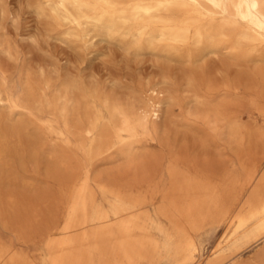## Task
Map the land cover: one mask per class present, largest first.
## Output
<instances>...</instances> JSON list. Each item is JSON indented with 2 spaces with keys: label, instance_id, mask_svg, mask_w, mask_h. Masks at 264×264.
Instances as JSON below:
<instances>
[{
  "label": "rangeland",
  "instance_id": "1",
  "mask_svg": "<svg viewBox=\"0 0 264 264\" xmlns=\"http://www.w3.org/2000/svg\"><path fill=\"white\" fill-rule=\"evenodd\" d=\"M54 15L46 0H0V258L5 264H51L60 251L65 264H117L122 252L111 249L112 239H99L96 250V233L110 225L96 216L130 219L125 202L140 208L145 236L162 243L165 236L152 222L162 223L172 240L165 253L139 247L132 264H205L220 253L264 264V239L257 240L264 213L231 227L225 217L190 224L173 208L162 213L167 204L179 208L191 200L171 178L174 168L213 181L229 210L245 188L243 201H249L254 184L247 183L246 168L264 156V50L240 52L227 36L215 47L206 41L174 42L159 37L156 24L152 39L142 38L137 25L121 22L108 33ZM113 104L139 113L157 105L159 114L151 118V129L128 144L113 143L107 127L108 144L96 154V136L86 129L96 111L107 117ZM211 107L226 114L219 111L218 125L210 122ZM236 118L243 134L237 143L229 132ZM80 193L85 203L74 212ZM190 236L196 252L184 239ZM65 237L72 242L57 248Z\"/></svg>",
  "mask_w": 264,
  "mask_h": 264
},
{
  "label": "bare ground",
  "instance_id": "2",
  "mask_svg": "<svg viewBox=\"0 0 264 264\" xmlns=\"http://www.w3.org/2000/svg\"><path fill=\"white\" fill-rule=\"evenodd\" d=\"M46 3H48L52 7L55 14V19H63L69 23L77 25L78 27L83 24H93L95 27L97 26L109 33L111 31L118 30V27L116 25L118 22H121L123 24H129L131 26L137 25L138 29H140V34L143 35L142 38L145 37L146 39H152L153 37H155L153 31L156 28L154 24H156L158 36L164 39L172 40L174 42L191 43L192 41L195 44H199L206 41L211 47H215L218 44V39L220 36H227L228 39H231L233 44L232 46L239 51L240 49L243 50V47H246L245 49L248 51L249 49L251 51V49L258 50L260 48L261 51L264 50V0H129L128 4L123 6L119 4L118 0H46ZM219 15L221 17L217 19ZM196 16L199 17L198 20L196 19ZM203 18L208 19L209 25H205L204 27H202L199 24V20ZM131 33V28L125 31V34ZM221 97L225 98L224 96ZM218 101L220 100L218 99ZM218 101L215 102L217 106V103H219ZM198 102H200L202 105L205 103V99L203 101V98H198ZM229 102H231L230 98L228 103ZM200 103H198V105ZM213 106L214 105H212V107ZM221 106L225 107V105ZM202 107L204 106L202 105ZM106 110L108 112L107 117L104 115V112L96 111V118L94 119V122L86 129L85 132L89 136H96V154L99 153L104 145L108 144V138H106L107 127H111V129L113 130V143H118L120 145L128 144L135 141L142 134V131L151 129V118L157 117L159 114V107L157 105H154L151 109H146L145 111L140 113L135 109H127L118 104L108 106ZM215 110V113L211 116L212 118L210 119V122L218 125L223 110ZM219 111H221L222 113ZM228 112L229 114H231L229 110ZM224 117L223 119H226ZM115 118L119 119V124H115ZM232 120L229 122L231 123L229 132L230 135L235 137V142L237 143V141H240V138L242 139V137H239L240 134L243 135L240 131L241 128H239V124L237 123L240 121V119L239 121H236L238 120L236 118L235 120H233L234 122ZM59 134L61 136L66 135L65 131L63 130H60ZM170 174L171 178L179 181L180 189H177L183 194V196L185 195L186 197H190L191 200L189 199L190 201L188 204L185 202L186 205H183L181 203V207L178 208V205L176 204V200L178 198L176 197L175 204L177 206H175L174 203L171 207H169L171 203L169 204V206L167 204L168 207L163 206L164 208L162 209V213L164 215H167L173 209L174 211L178 210L179 212H181V214L183 213V215H186V217L189 218L187 219V221L190 224L197 223L199 222V220L202 221V219H205L208 216H217L220 218V220L225 217L227 221L226 226L231 227L243 221L247 216H250L255 212L262 214L264 213V156L263 158L257 159L248 168H246V177L248 179L247 183L250 185H254L251 186L253 188L251 189L250 195L248 197L249 201H243L245 192L249 190L248 188H245L244 191L239 193L240 198L234 210H229L227 208L225 203V194H219V190L216 187L217 185L215 186L214 183L212 184L213 181L210 183L205 179H203L202 181L195 179L194 176L187 177V174L183 175V171L178 170L177 168H174ZM236 181L239 182L238 179ZM185 185L188 186L186 189L184 188ZM81 193L79 199L72 205V209L74 212L82 204L85 203V199L84 197H82ZM114 202L116 204L117 201L114 200ZM127 203L128 202H125L124 204L122 203L123 211H129L133 213L130 219L121 218L120 220H116L117 222H113L114 220L112 221V219L109 217V215H106V213L97 214L96 219L98 221H101L103 223H110V225L104 227L101 231L96 233V250L99 249L97 246L99 239H112L113 244L111 245V249L114 252H122V258L119 259L117 264H132L131 262L133 259V253L137 249H139V247L144 249L151 247L154 253L168 252L171 248L169 242H171L172 240H170V237L165 234L166 229L162 226L163 224L161 223L160 225L152 222V225L155 227V229L160 234L165 236V240L159 244L152 237L144 235V226L140 224L141 221L139 222L138 220L140 213L138 211L140 210V208L136 206H134L133 208L128 207L129 205ZM150 214L151 213L147 215L151 216ZM117 215L119 216L118 213ZM170 219H173L172 216ZM201 223L202 222L199 223V227L201 226ZM71 227H73V224L69 223L68 221L66 230L69 231L68 229H70ZM191 227H189L190 230ZM256 230L258 231V229ZM73 232L74 231H72V233ZM192 238L193 237L190 236L187 237V239H184L187 240L186 242L188 248L192 247L193 251H195L197 250V245ZM262 239H264V224L257 240ZM48 240H50V242H55L54 239L48 238ZM71 242L72 240H69V238L65 237L63 240L56 242V247L62 249V246ZM217 245L215 246V248H217ZM61 252L62 251L51 257V264H65L64 254ZM168 254H170V252ZM147 257L148 256L146 255L145 258L147 259ZM263 258L264 252L260 255V259ZM0 259L1 262L5 261L2 257ZM258 262V258L249 259L248 261H240L236 259V255L234 254L220 253L205 261V264H258ZM5 263L6 261L4 262V264Z\"/></svg>",
  "mask_w": 264,
  "mask_h": 264
}]
</instances>
